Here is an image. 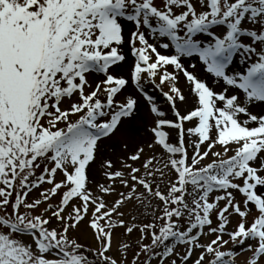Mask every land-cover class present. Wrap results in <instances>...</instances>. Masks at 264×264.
<instances>
[{"label": "snow or ice", "instance_id": "1", "mask_svg": "<svg viewBox=\"0 0 264 264\" xmlns=\"http://www.w3.org/2000/svg\"><path fill=\"white\" fill-rule=\"evenodd\" d=\"M258 105L264 0H0V264H264Z\"/></svg>", "mask_w": 264, "mask_h": 264}, {"label": "rangeland", "instance_id": "2", "mask_svg": "<svg viewBox=\"0 0 264 264\" xmlns=\"http://www.w3.org/2000/svg\"><path fill=\"white\" fill-rule=\"evenodd\" d=\"M161 2V0H156V3L159 5ZM131 29H126V36L128 34V32L130 31ZM124 51L125 53L127 54L128 56V62L126 63L127 64V70L123 73L124 75H127L128 74V67L131 63H133V58L131 57L130 55V50L127 46H125L124 48ZM159 51H161L162 54H168V51H164L162 49H159ZM186 64H190V62H187ZM170 70L169 71H173V69L169 68ZM98 81V80H97ZM96 81V82H97ZM182 81H184V79H181L180 80V86H182ZM158 83V81H157ZM162 90V91H168V86L165 85L163 86V88H156V87H153V86H148V91L150 94L153 95V97L155 99H157L159 102L161 101L160 98H162V96L156 91V90ZM129 92L132 91L131 88L128 89ZM217 91V90H215ZM217 92H220V91H217ZM231 94V93H230ZM103 99V96L101 97ZM163 99V98H162ZM67 106V101L64 102V104L62 105V107H66ZM254 114V112H252ZM140 115L143 116V115H146V112H145V109L143 107V105H141V111H140ZM260 115V114H259ZM169 116H171V113H169ZM174 139H175V136H174ZM110 152V149L108 150ZM159 155V150H158V153ZM233 153L232 152H229V155H232ZM99 163V161H97V164ZM93 168L95 169V179H101V173L99 172V169L96 167V166H93ZM60 179V175L58 174L57 175V180ZM45 188L48 187L47 185L44 186ZM259 191H264V188H261L259 189ZM38 195V192L36 191H33L31 194H30V197L29 199H32V198H35L36 196ZM236 195V200L237 201H242L243 197L242 195L238 194V193H235ZM111 197H109L110 199ZM214 198V197H213ZM221 206H223V204H221ZM243 207V206H242ZM250 207H253V206H250ZM256 215V211L255 209H252V214L249 215L247 217L248 221H252L254 216ZM213 220H214V224L213 226H216L215 224V215H213ZM126 219H130V217H126ZM150 219V218H149ZM230 224L228 225V231H232L234 230L235 226L237 225V223L240 221V217L238 215H232L230 216ZM55 226V224L53 225ZM205 231H207V228L205 229ZM139 236V233L138 232H133L132 234H126V231L124 228L122 227H117L115 229V233H114V238H113V245H112V252L110 253L111 255H114L116 256V258L118 259H122L123 257L118 253L117 249L118 247L124 242V241H131V242H134L137 240ZM70 238H75L81 245L84 246V254H87L89 257L88 258H91L93 255H95V258H96V248H97V244L96 242H94L93 240V237H92V234H91V231L89 230L88 232H84V231H81V232H72L70 233ZM214 238V237H212ZM210 238H206L204 240L205 243L208 242ZM144 243H149L150 240L148 239H145L143 241ZM247 243H253L252 241H248ZM243 247H246L243 246ZM228 249H231L232 248V245H229L227 247ZM139 249L135 246V244H133V247L130 248L124 255H126L127 257V260L130 262L134 259V256H135V253L138 251ZM238 252L240 251V249H236ZM177 251H183L182 247L181 248H177ZM236 264H244V260H240V259H237L236 260Z\"/></svg>", "mask_w": 264, "mask_h": 264}, {"label": "bare ground", "instance_id": "3", "mask_svg": "<svg viewBox=\"0 0 264 264\" xmlns=\"http://www.w3.org/2000/svg\"><path fill=\"white\" fill-rule=\"evenodd\" d=\"M188 60L191 61V58L188 59ZM185 61L187 62L186 59H183V60H182L183 63H185ZM191 63H194V62L191 61ZM185 65H186V63H185ZM126 70H127V64L125 63L124 66H123V73H124ZM196 71H197V73H198L199 75H202V76H203V74L200 73V67H199L198 64H197V69H196ZM206 79H207V81L209 82V84L211 85V87H212L213 90H216V89H218V88H220V89L223 88V85H222L221 83L217 82L216 80H214L211 76L206 77ZM182 84L185 85V83H182ZM185 86H186V85H185ZM184 90H185V89H184ZM185 91H186V90H185ZM251 111L254 112V114L264 115V105H258V106H256V107L252 108ZM143 116H144V115H143ZM237 259L244 260L245 257H244V255H240Z\"/></svg>", "mask_w": 264, "mask_h": 264}]
</instances>
